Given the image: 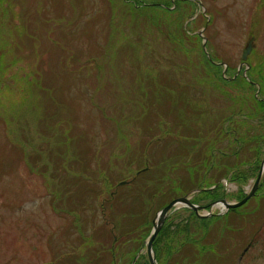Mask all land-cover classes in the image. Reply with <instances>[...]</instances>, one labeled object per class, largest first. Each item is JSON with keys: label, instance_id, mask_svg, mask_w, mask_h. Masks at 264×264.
Returning <instances> with one entry per match:
<instances>
[{"label": "rangeland", "instance_id": "1", "mask_svg": "<svg viewBox=\"0 0 264 264\" xmlns=\"http://www.w3.org/2000/svg\"><path fill=\"white\" fill-rule=\"evenodd\" d=\"M196 1L0 0V264H127L209 185L167 218L158 264H264V185L208 204L250 193L264 159V105L222 76L251 38L264 75V0ZM237 131L248 150L224 160Z\"/></svg>", "mask_w": 264, "mask_h": 264}, {"label": "water", "instance_id": "2", "mask_svg": "<svg viewBox=\"0 0 264 264\" xmlns=\"http://www.w3.org/2000/svg\"><path fill=\"white\" fill-rule=\"evenodd\" d=\"M252 44H253V40H251L246 48V50L244 51L243 54V61H247L248 56L250 55V53L252 52ZM264 173V162H263V166L261 168V171L259 173V176L257 178V181L254 185V188L252 190V192L240 203L235 204V205H230L226 202H223L224 206L226 207V209H236L239 208L241 206H243L244 204H246L252 197H254L256 195V192L259 188V184L261 182L262 176ZM180 205L183 206H187L190 207L192 209H194L195 211L198 210L197 207H195L194 205H192L190 203L189 197H185L179 200H176L174 202H172L168 207H166L165 209H163L157 216L156 221L154 223V230L150 236V239L147 242V252L149 255V259H150V263L151 264H158L153 252V245L154 242L156 240V238L158 237L160 231L163 228V225L165 224L166 219L168 218V216Z\"/></svg>", "mask_w": 264, "mask_h": 264}, {"label": "trees", "instance_id": "3", "mask_svg": "<svg viewBox=\"0 0 264 264\" xmlns=\"http://www.w3.org/2000/svg\"><path fill=\"white\" fill-rule=\"evenodd\" d=\"M179 5H181L183 8H187L188 10H190L191 12H194L193 10V8H194V5L193 4H190V3H188V2H180L179 3ZM132 6V5H131ZM140 6V5H139ZM133 7H135L134 5H133ZM262 77H264V75L262 76ZM249 84V83H248ZM248 84H246V86H248ZM250 85V87L253 89V86L254 85H252L251 83L249 84ZM262 103H264V102H262ZM172 242H174V241H172ZM169 244H171V241L169 242ZM113 256V255H112ZM134 259H135V257H133V259H131V261H129L127 264H132V262L134 261ZM138 262H142L143 264H148L146 261H144L143 259H141V261L139 260Z\"/></svg>", "mask_w": 264, "mask_h": 264}, {"label": "flooded vegetation", "instance_id": "4", "mask_svg": "<svg viewBox=\"0 0 264 264\" xmlns=\"http://www.w3.org/2000/svg\"><path fill=\"white\" fill-rule=\"evenodd\" d=\"M235 155H236V156H238V155H239V153H238V154H235ZM237 174H238V173H237ZM235 175H236V173L234 172V173H233V177H234Z\"/></svg>", "mask_w": 264, "mask_h": 264}]
</instances>
